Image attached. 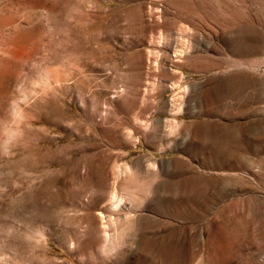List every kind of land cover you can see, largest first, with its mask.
I'll return each instance as SVG.
<instances>
[{
    "label": "rangeland",
    "instance_id": "rangeland-1",
    "mask_svg": "<svg viewBox=\"0 0 264 264\" xmlns=\"http://www.w3.org/2000/svg\"><path fill=\"white\" fill-rule=\"evenodd\" d=\"M0 264H264V0H0Z\"/></svg>",
    "mask_w": 264,
    "mask_h": 264
}]
</instances>
